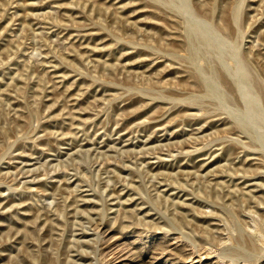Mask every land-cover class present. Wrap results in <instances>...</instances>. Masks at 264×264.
<instances>
[{"label": "rangeland", "instance_id": "obj_1", "mask_svg": "<svg viewBox=\"0 0 264 264\" xmlns=\"http://www.w3.org/2000/svg\"><path fill=\"white\" fill-rule=\"evenodd\" d=\"M0 264H264V0H0Z\"/></svg>", "mask_w": 264, "mask_h": 264}]
</instances>
